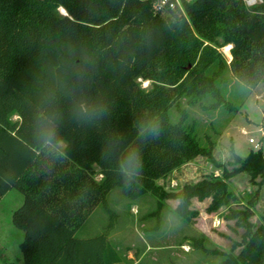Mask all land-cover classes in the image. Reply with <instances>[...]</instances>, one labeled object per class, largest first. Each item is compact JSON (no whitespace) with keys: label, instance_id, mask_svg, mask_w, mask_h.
I'll return each instance as SVG.
<instances>
[{"label":"trees","instance_id":"16d2710c","mask_svg":"<svg viewBox=\"0 0 264 264\" xmlns=\"http://www.w3.org/2000/svg\"><path fill=\"white\" fill-rule=\"evenodd\" d=\"M157 1L0 0V197L11 188L24 196L12 214L24 264H124L109 236L116 212L107 195L116 187L132 199H178L186 221L194 198H209L208 212L227 206L241 240L228 250L205 237L190 245L217 264H264V213L251 219L264 154L218 161L222 124L201 136L179 103L232 116L245 95L226 97L228 73L250 91L264 83V0H172L166 15ZM199 156L222 173L175 191L158 183ZM241 173L257 189L239 197L231 179ZM99 205L109 224L79 237Z\"/></svg>","mask_w":264,"mask_h":264},{"label":"rangeland","instance_id":"374dc122","mask_svg":"<svg viewBox=\"0 0 264 264\" xmlns=\"http://www.w3.org/2000/svg\"><path fill=\"white\" fill-rule=\"evenodd\" d=\"M175 2L180 3L179 0ZM247 2L254 3L252 0ZM157 3L158 1L154 4L156 10ZM167 9L168 7H163L158 11L166 15ZM226 46L221 50L230 60L232 56L230 50L228 55ZM228 76L230 81L225 87L226 97L240 99L245 95L240 110L232 116L220 109L206 111L200 105H189L184 99L179 102L187 111L188 120L196 123L201 136L207 132L213 134L214 127L222 124L214 155L223 163L232 159L233 151L245 156L252 149H260L264 154V83H260L250 91L240 82H234L229 73ZM149 84L148 80L142 81L143 87ZM169 117L171 121L178 119V112L174 107L170 109ZM18 118L16 114L12 117L13 120ZM250 139L253 141L250 142ZM208 173L220 175L222 170L217 169L205 157L199 156L173 170L167 177L159 179L158 183L167 191H175L185 183L195 182ZM100 178L101 175L98 174L97 179ZM231 185L239 197L257 189L246 173L234 176ZM23 199V194L15 188H11L0 197V264H24L20 249L24 232L12 222V214L23 203ZM107 200L109 206L116 212L113 226L109 229L110 238L136 249L146 243L154 244V256L161 263L168 264L173 257L178 264H217L218 257H211L193 249L190 245L193 237H205L211 247L228 250L233 241L241 240L244 231L243 228L235 225L234 220H227L224 217L228 210L227 206L223 205L217 211L208 212L209 198L203 201L196 198L192 200L190 209L196 214L189 221L178 214V199H162L152 192L132 199L126 196L120 187H116L108 193ZM231 206L236 207V204L232 203ZM263 213L264 187L259 190L252 221L256 224L260 223ZM109 222L110 214L99 205L78 230L77 235L82 238L97 235L103 232Z\"/></svg>","mask_w":264,"mask_h":264},{"label":"crops","instance_id":"0c3cea01","mask_svg":"<svg viewBox=\"0 0 264 264\" xmlns=\"http://www.w3.org/2000/svg\"><path fill=\"white\" fill-rule=\"evenodd\" d=\"M114 245L124 264H167L161 263L154 256V244L146 243L137 249L117 242ZM168 264H178V261L171 257Z\"/></svg>","mask_w":264,"mask_h":264},{"label":"built area","instance_id":"2783aa9c","mask_svg":"<svg viewBox=\"0 0 264 264\" xmlns=\"http://www.w3.org/2000/svg\"><path fill=\"white\" fill-rule=\"evenodd\" d=\"M255 2V0H252ZM174 7L175 6V2L172 0H159L157 3V10H161L163 7ZM253 140L250 139V142H252Z\"/></svg>","mask_w":264,"mask_h":264},{"label":"clouds","instance_id":"9594fccd","mask_svg":"<svg viewBox=\"0 0 264 264\" xmlns=\"http://www.w3.org/2000/svg\"><path fill=\"white\" fill-rule=\"evenodd\" d=\"M138 159H139V157L136 156L135 154L132 157L129 158L130 163L133 162V160L138 161Z\"/></svg>","mask_w":264,"mask_h":264},{"label":"bare ground","instance_id":"6f19581e","mask_svg":"<svg viewBox=\"0 0 264 264\" xmlns=\"http://www.w3.org/2000/svg\"><path fill=\"white\" fill-rule=\"evenodd\" d=\"M61 11L65 12V10L63 8H61ZM230 47H231V45H227L225 48V50L228 51V55H230V53H229Z\"/></svg>","mask_w":264,"mask_h":264}]
</instances>
